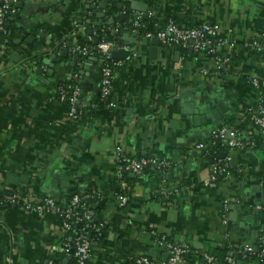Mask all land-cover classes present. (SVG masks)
Here are the masks:
<instances>
[{"label": "crops", "instance_id": "0c3cea01", "mask_svg": "<svg viewBox=\"0 0 264 264\" xmlns=\"http://www.w3.org/2000/svg\"><path fill=\"white\" fill-rule=\"evenodd\" d=\"M101 1H16L20 6L8 16L5 42L0 45V190L14 188L28 200L51 196L63 203L71 190L85 193L92 187L96 210L90 212L89 221L104 227L107 243L92 240L85 264H131L130 254L163 258L154 234L186 244L191 255L212 252L226 232L236 244L256 246L264 230V131L256 133L245 108L258 96L249 77L264 80V53L251 46L253 40L264 38V0H138L147 9L153 2L158 31L169 17L180 18L181 27L206 21L215 25L218 38L228 44L216 49L232 58L217 78L200 73L211 66L209 53L193 50L204 55H189L187 46L176 50L177 45L159 40L157 32L138 36L130 25L138 10L109 13L112 3L105 0L106 5L99 7ZM103 28L104 38L116 43L125 28L136 39L135 44L125 45L123 39L117 43V49L133 51L112 67L116 102L112 108L100 97L103 59L97 53L74 50L87 46L89 36L93 42L99 40L97 32ZM151 38L157 40L155 53ZM64 48L60 62L51 58L55 69L47 76L43 59L60 56ZM76 53L81 56L72 60ZM72 61L82 66L74 73ZM68 81L80 89L81 113L76 121L67 118L68 104L59 98ZM186 102L199 113L220 104L223 119L214 118L211 126L195 125L192 115L182 112ZM221 126L231 128L240 139L260 134L261 141L257 147L230 148L226 135L212 140L211 132ZM116 148L135 158L154 156L170 162L163 183L167 188L208 178L211 164L226 156H230L229 176L210 187L183 191L170 201L158 200L154 196L161 178L156 169L129 173L130 181L115 176ZM213 151L217 158L210 157ZM114 185L130 190L123 208ZM64 235L53 213L35 215L10 205L0 211V264L46 262L47 256L62 250ZM182 264L205 263L193 259Z\"/></svg>", "mask_w": 264, "mask_h": 264}, {"label": "built area", "instance_id": "2783aa9c", "mask_svg": "<svg viewBox=\"0 0 264 264\" xmlns=\"http://www.w3.org/2000/svg\"><path fill=\"white\" fill-rule=\"evenodd\" d=\"M16 1L17 0H0V45L5 42V37H3L6 32L5 20L8 16L14 15L17 11L15 6ZM113 1H116L118 4L119 12L121 14H125V4L129 0ZM153 14L154 12L152 10H146L145 12L136 11L132 18L131 26L134 33H137V28L140 25L139 20L145 16L151 17ZM106 30L107 29L103 28L97 32L101 38L96 42H93V44L87 46H76L74 50L79 51L82 54L97 53L103 59L100 77V97L101 99L106 100L108 106L112 108L116 104L115 99L112 97V67L115 65H120L122 60L111 57V51L117 49L118 45L114 40L104 38ZM145 35L150 37L152 33L147 32ZM217 35V27L207 21L196 26L181 27L171 19L167 20L164 27L156 34L158 39L165 44L171 46H191L195 51L201 50L209 53L211 55V66L200 69V73L203 76H212L214 78L220 77L221 74L226 72L231 58V54L229 52H226L224 57L215 54L216 47L218 45H228L225 40L218 38ZM88 39L91 43L93 38L92 36H89ZM229 45L232 44L229 43ZM251 46L255 47L257 50L264 51V42H260V38L253 40ZM249 83L258 92L257 101L255 104L247 107V110L249 111V120L255 126L256 133H259L260 131H264V83L261 82V79L257 76L249 77ZM68 90H70V92H68ZM79 92L80 89L77 84L69 85L67 86V89L62 87L59 90V98L61 100H65L68 104L66 116L72 121H76L80 117L76 108L78 104L77 102L79 98ZM227 132L230 136V138L227 140V145L230 148H245L246 146L252 147L255 145L254 136L249 139H240L237 137L236 132H234L231 128L228 129L226 126H221L216 130H213L211 132L212 140L215 137L223 138ZM197 146L202 148L203 144L200 143ZM114 160L115 172L120 178L123 177V174H139L144 170L145 167H152L158 171L161 178V186L157 190V193L161 194L163 196L162 198L167 199L173 195L176 197L181 193V190L177 187L174 186L167 188L163 184L166 181L165 171L170 166V162L165 159L154 156L135 158L128 155L123 150L116 148L114 152ZM229 161L230 156H226L224 159L212 163L209 177L198 182L200 183V186L202 188L210 187L219 180L228 177ZM241 170V168H238V171ZM219 175H222L221 179H217ZM194 185L195 183L191 182L190 187H193ZM82 197L87 198L88 195L86 194L79 196L78 194H74L70 205H79ZM117 200L118 204L122 206L128 200V196L125 194H119L117 195ZM2 202H5L9 206L15 205L30 214L40 215L48 212L53 213L57 217L60 227L63 231L70 229V218H75L76 216H81L84 220H89L91 218L88 210H84L82 214H79L77 212L71 211L70 208L62 209L60 204L51 196H41L36 199L28 200L20 196L17 191L14 190L9 196L4 198ZM227 211L228 203L225 202L221 210L223 222H226L227 220ZM100 228V224L94 226V229L97 232ZM81 229L83 230V228ZM223 240L232 242V244L228 245V251L226 252L223 264H236L241 259L251 255L256 256L259 261H264V230H262L257 236L256 246L251 243L236 244L231 241L228 232L224 234ZM155 242L157 246L160 247L165 253V257L153 259L147 255L139 254L135 255L134 258H131V264H182L185 262L184 255L192 252V250L186 244H176L173 241L167 239L164 235L155 237ZM61 243L62 250H64L68 256L70 255L73 259H75L76 264H85L91 255V239L86 234H82L81 232L77 234L73 239L72 245L69 241H64ZM202 257L207 264H212L214 262V257L208 252L202 253ZM47 264H53V262L49 261Z\"/></svg>", "mask_w": 264, "mask_h": 264}, {"label": "trees", "instance_id": "16d2710c", "mask_svg": "<svg viewBox=\"0 0 264 264\" xmlns=\"http://www.w3.org/2000/svg\"><path fill=\"white\" fill-rule=\"evenodd\" d=\"M130 1H127L125 6H126V12L128 11L129 9V5H130ZM109 2H111L112 4L110 5L109 9H108V12L109 13H116L117 11H119V7H118V4L116 3V1H113V0H109ZM153 2H149V7L147 10H155V6L154 4H152ZM171 18V20H173L175 23H177L179 26L180 25V18L178 17H169ZM7 19L8 17L6 18L5 20V28H6V22H7ZM167 22V21H166ZM139 27L137 28V34L138 36L140 35H144V33H147V32H150L152 34H156V32H158V26L160 24H158L157 22V19L154 18L153 16L151 17H144V18H141L139 20ZM197 24H194L193 26H196ZM164 26H162L161 28H163ZM3 37H5V34L3 35ZM101 37L99 36L98 39H100ZM88 45L90 44H93V41H88ZM260 42H264V38H260ZM182 52L183 53H186V48H182ZM216 55H219V56H225V54L222 53V51H219L216 49L215 51ZM264 53V51H263ZM211 57V55H209ZM232 60V58H230ZM224 73V72H223ZM223 74H221L222 76ZM261 82L264 83V80H261ZM76 83H74L73 81H68L67 83L64 84V86H69V85H74ZM68 92H70V90H68ZM102 103L99 102V105H101ZM77 113L80 115L81 113V107H80V104H77ZM245 113H246V116L249 118V111L247 110V108H245ZM80 118V117H79ZM78 118V119H79ZM77 119V120H78ZM255 145L253 147H257V145L260 143L261 141V137H260V134H258L257 136H255ZM218 146V145H216ZM217 155L218 153L215 151H213L211 154H210V157L213 158H217ZM115 176H118L115 172ZM123 176H126V179L128 181L131 180V178L129 177V173H126V174H123ZM222 175L218 176L217 179H221ZM113 181L114 180H111L110 182L113 184ZM191 182H194L195 185L193 187H190V184ZM200 187V183L196 182L195 180H187V182H184L183 184L181 185H178L177 188L181 190V192L183 191H186V190H196ZM116 192H120L121 194H125V195H130V190L129 189H120L118 188L117 186L114 185V188H113ZM15 189L14 188H6V189H2L0 190V199H1V202H0V211L4 208H7L9 205L6 204L5 202H2L4 200V198H6L7 196H9ZM72 192H70L65 201L63 203H59L60 204V207L62 209H71V211L73 212H77L79 214H82V212L84 210H88L89 213L92 212V210H96L93 208V204H94V196H95V192H94V189L92 187H88V189L85 190V193H79V192H75L74 190H71ZM93 192V193H92ZM74 194H78L79 196H83L84 194H87L88 197L87 198H81L80 200V203L79 205H76V206H71L70 205V202H71V199L73 198ZM156 198H158V200H163V201H170L172 200V198H175V195L173 196H170L169 198L167 199H164L162 198L163 196L161 194H158L156 193L155 196ZM129 202V200L126 201V203L124 205L121 206V208H123L124 206L127 205V203ZM83 205V206H81ZM97 208V207H96ZM262 213H263V216H264V210H262ZM118 218V217H117ZM115 221H117L118 219H115ZM69 222L71 223V227L69 230L67 231H64L65 232V237H62V239L60 240V242H70V244L72 245L73 244V239L74 237L79 234L80 232L82 234H86L90 239L91 241L92 240H101L102 243H107V240L104 238V227L101 226V228L99 229V231L97 232L95 229H94V226H96L94 223L90 222L89 220H84L81 216H76L75 218H70L69 219ZM74 226H76V228H74ZM83 228V230L81 229ZM159 236V234H154L153 237H157ZM71 237V240H68V238ZM167 239H169L168 237H166ZM170 240V239H169ZM229 244H232V242H228L227 240H222L220 245L217 246L216 248H214L212 250V252H210V254L214 257V262L212 264H223L224 263V259H225V256H226V252L228 251V245ZM234 245V244H233ZM191 253H187L184 255V259L185 260H193V259H198V260H202L205 264H207L205 262V260L203 259L202 257V253L200 252H197V253H194V255H191ZM65 256H67L69 258L68 262L66 264H76L75 262V259H73L70 255L68 256V254L65 252V251H55L52 255L50 256H47L45 258V260H47L46 262L42 261L41 264H47V262L49 261H52L53 264H63V260L65 258ZM135 255H128V260L131 261V258H134ZM240 261H242V263H248V262H252V261H259L256 256L254 255H251V256H247L243 259H241ZM238 264V263H236Z\"/></svg>", "mask_w": 264, "mask_h": 264}, {"label": "water", "instance_id": "95a60500", "mask_svg": "<svg viewBox=\"0 0 264 264\" xmlns=\"http://www.w3.org/2000/svg\"><path fill=\"white\" fill-rule=\"evenodd\" d=\"M106 3L107 2L105 0L104 1H101V2H99L98 6L101 7V4L106 5ZM104 5H102V6H104ZM15 6H20V3H17V4L15 3ZM128 10L129 11H131V10H138V11L145 12L147 10V4L146 3H143L141 1H138V0H131ZM123 17L126 18V16H123ZM130 25H132V22L130 23ZM126 30H127V28H125V32L122 34V37L118 39L117 43L120 44L121 41H122V39H123V40H125V43H124L125 45L135 44V42H136L135 34L132 33V34L129 35ZM151 44H152V47H150L151 52H154L155 53L156 52L157 40L155 38H151ZM180 48H181L180 45H177L175 47L176 50H180ZM66 51H67V48H64V50H63V52H62V54L60 56H57L55 58V55L52 54L50 56V58L45 57L43 59V62L48 65V70H46V72H47L46 75L47 76H51V74L53 73V71L55 69L54 68V64H53V61H52L51 58H54V60L56 62H60L61 61V58L63 56H65V52ZM132 51H133V48L132 47H129V48H123V47H121V48L112 50L111 51V57L114 58V59H128L129 56H130V53ZM188 53H189V55H191V54H194V55L198 54L200 56L204 55L203 52H200V53L194 52L191 46H189V48H188ZM80 56H81L80 53H76V54H74L72 56V60H74L76 57H80ZM82 57L85 58V59L87 58L85 55L82 56ZM70 66L73 68V71H72L73 73L75 71L80 70L81 67H82V66H75V63L73 61L70 63ZM36 72L40 74L41 68H38L36 70ZM77 103H79V100H78ZM182 112L183 113H187V114H191L192 117H193V121H194V124L195 125H207V126H211L212 121H213L214 118H216L217 120L223 119L224 109H223V107L220 104H218L217 108L209 109V110L203 109L202 110V113H199L198 109L194 107V105H193L192 102H186L184 104V109L182 110ZM229 137L230 136H229V134L227 132L226 138H229ZM217 141L219 142L220 139L217 138ZM74 228H76V226H74ZM154 255H156L155 252H154ZM163 257H165V254H163ZM67 262H68V259L65 258L64 261H63V264H66Z\"/></svg>", "mask_w": 264, "mask_h": 264}]
</instances>
